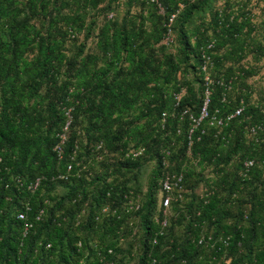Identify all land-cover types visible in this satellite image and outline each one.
Instances as JSON below:
<instances>
[{
  "label": "trees",
  "instance_id": "16d2710c",
  "mask_svg": "<svg viewBox=\"0 0 264 264\" xmlns=\"http://www.w3.org/2000/svg\"><path fill=\"white\" fill-rule=\"evenodd\" d=\"M105 1L0 0V264H130L132 256L116 255L112 237L132 225L127 217L136 211L126 210L127 199L138 193L115 173L139 168L141 158L156 166L139 199L144 238L133 264H264V133L258 141L248 134L264 108L247 91L232 96L239 78L255 72L241 60L249 50H264L254 35L250 0H159L163 11L150 0H126L120 18L114 11L122 5L107 0L96 50L83 54L81 42L78 54L69 55L67 38L91 30L96 21L86 22L87 8ZM168 28L173 42L166 45ZM210 42L212 66L204 71L201 54ZM206 90L209 116L193 127L190 116H199ZM239 106L241 113L226 124L210 123L213 114ZM61 133L59 157L54 147ZM131 148L143 151L126 156ZM113 152L122 158L112 162L113 178L90 194L86 213L82 165ZM246 159L254 165L243 174ZM69 162V176L53 178ZM197 165L213 166L214 178L187 206L185 193L171 201L168 210L180 214L186 233L163 250L172 224L155 218L161 179L181 171L190 185ZM37 177V188L28 189ZM57 185L66 189L59 198L52 194Z\"/></svg>",
  "mask_w": 264,
  "mask_h": 264
},
{
  "label": "rangeland",
  "instance_id": "374dc122",
  "mask_svg": "<svg viewBox=\"0 0 264 264\" xmlns=\"http://www.w3.org/2000/svg\"><path fill=\"white\" fill-rule=\"evenodd\" d=\"M106 1L100 5V8H87L88 16L86 18V22L89 24L90 22L95 20L96 24L92 26L91 30L86 28L78 32L76 37L67 38L66 48L69 55L78 54L77 48L81 42H84L83 54L85 52H92L96 50L97 26H99L106 18L105 14L107 11H105L106 9L104 8V4L106 3ZM219 1L221 5L224 4V0ZM125 2L126 0H119V3L122 6L120 5L121 7L117 8V10L114 11L115 15H117V17L119 18L126 13L127 8ZM247 7L248 11H250V14H252L251 23L256 27L254 35L264 44V0H250ZM132 10L136 11L138 10V8H132ZM169 48L172 52L176 51V36L175 42L172 46L170 45ZM254 52L249 50L246 56L241 60V64H244V66H252L255 72L248 74L245 77L239 78V80L236 82V86L234 88L232 96L234 98L239 90H243L245 92L247 91L250 94V101L264 108V50H257ZM253 55H256L259 58L258 61H255ZM79 128L81 131L80 136L82 137L81 142L85 145L86 138L83 137V127H81L80 125ZM132 144L133 143H131V145ZM82 150L84 152L85 149H83L82 147ZM132 151H134L133 148L130 149V152ZM125 154L127 156L128 153ZM97 155V158H95L94 160L87 158L84 162L85 165H82L81 170L86 180L85 186L89 191V196L87 198V201L85 202L86 213L88 212L89 202H92L90 194L94 193L103 181H109L111 180V178H113L114 175L110 174L109 170L115 169L116 164H112V162L122 158L121 152H113L106 157H102L100 153H98ZM140 161L141 166L139 168H134L132 169V171H126L124 168H120L121 173H119V171H116L115 175L120 176L121 181L126 182L128 185L132 186L134 190L137 191L138 198L140 200H144L147 185L152 177L153 170L156 166V161L152 158H141ZM214 175L215 170L213 166L205 165L201 167L200 165H197L196 174H194V176L191 178L190 185L187 184L185 186V199L183 204L187 206L192 201V198L203 195V192L206 189L205 186H208L206 183H208L211 178H214ZM95 176H98L99 179H95L93 181L92 178ZM192 185H194V187ZM65 192L66 189L62 185H57L52 191V194L59 198L60 196L64 195ZM137 210H135L136 212L130 213V215L127 217V220L129 222H133L132 225L127 224L120 226L116 232V235L112 237V240L116 241L117 247H119V250L115 252L117 253L116 255L125 256L126 258L129 255L132 256L129 259L130 264H133V262H135L137 255L142 252L143 246L142 240L144 238V234L140 221V215ZM156 216L159 219L160 217L166 219V221L168 222L167 227L169 226V224H172V229L171 231H167V236L165 238L164 244L162 245L163 250H167L169 248V245L171 244L173 238L178 242L184 240L186 228L184 221L179 222L180 214L174 212L172 209H169L165 215H162V213L160 212L155 213V218ZM85 217L83 216V220L86 219ZM101 219L102 216L100 217V220ZM228 260L229 259H227V261Z\"/></svg>",
  "mask_w": 264,
  "mask_h": 264
},
{
  "label": "built area",
  "instance_id": "2783aa9c",
  "mask_svg": "<svg viewBox=\"0 0 264 264\" xmlns=\"http://www.w3.org/2000/svg\"><path fill=\"white\" fill-rule=\"evenodd\" d=\"M150 1L158 3L160 11H163V8H162L161 4L159 3V0H150ZM118 2H119V0H118ZM174 16H175V14L170 15V17L168 19L167 26H169L171 24ZM112 17H113V12H110L108 14V18H112ZM162 42L166 45H169L173 42V36L171 34L170 28H168L165 36L163 37ZM212 47H213V43L210 42L207 44L206 48L202 50V54H201L202 69L204 71H206L209 67L212 66V59H211V56L208 54V50ZM206 78H208V77H206ZM178 98H179V96H176V99H178ZM208 101H209V91L206 90V95H205V98L203 101V106L201 107L199 116L197 118L193 117L192 115L190 116V118L192 120L193 127H196L202 119L209 116V112L207 110ZM242 110H243V106H239L234 110V112H231V113H228L225 115L217 116V115L213 114L212 116H210V123L216 124L218 126H222L223 124H226L231 118L239 115ZM166 116H167V113L165 111L161 113V125H162V127H164V124L166 121ZM66 128H67V124H66V126H64L63 129L66 130ZM191 131H192V129H190V133H191ZM259 133H264V114H263L261 121L256 122L254 124H251L248 128V134L251 137H253L255 141L259 140V137H258ZM64 140H65V134L61 133L60 134V141L54 147V149L57 152V154L59 155V157H61V155H62V144H63ZM189 144H191V141L189 142ZM142 151H143V148H140V149L134 150L132 152L129 151L127 155L138 156ZM253 165H254L253 159L244 160V162H243V174H247ZM72 169H73L72 163L69 162L66 166V171L54 175L53 178H55V179L67 178L69 176V174L71 173ZM40 179H41L40 177H37L35 180L30 181L27 185L28 189L35 190L37 188L39 182H40ZM17 180L19 181V178H17ZM160 190H161V195L159 198V211L162 213V215H165L168 211V208H169L171 201L182 200L184 197L183 196L185 193L184 173L181 171H169V172L165 173L161 179V182H160ZM139 207H140V202H139L138 196L134 198L132 195H130V198L127 199L126 210L127 211H130V210L135 211ZM107 210H108V207H103L101 211L105 212ZM42 213H43V210H40L38 215H37V219L40 218ZM16 216L19 219H24L25 218V212L19 211ZM161 224H162V226H165L167 224L166 219L162 218ZM209 239H211V237H209ZM202 241H203L202 238H200L199 242H202ZM153 242H156V240H153Z\"/></svg>",
  "mask_w": 264,
  "mask_h": 264
}]
</instances>
